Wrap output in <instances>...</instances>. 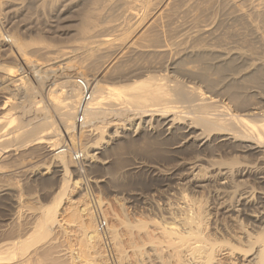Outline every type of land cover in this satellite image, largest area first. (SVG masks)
<instances>
[{
	"label": "bare ground",
	"instance_id": "6f19581e",
	"mask_svg": "<svg viewBox=\"0 0 264 264\" xmlns=\"http://www.w3.org/2000/svg\"><path fill=\"white\" fill-rule=\"evenodd\" d=\"M36 1L38 4H35L37 6L39 5L41 12L39 25L37 24L38 30L42 32L43 40H41L42 42L39 41L41 44L43 41H45V37H54L58 40V37H60L61 40L63 35H68L67 29L71 23L67 25L66 22L72 21V13L74 14L75 12V16L77 15V18L74 16L77 19L75 27H77L72 29L73 32L71 33L75 37H73L71 34L70 35L73 37V41L76 38L79 39V41L76 40V43L71 42L73 43L71 49L69 46L68 48L66 47L62 50L56 49L58 50L56 51L54 49V52H49L47 49L43 48L42 52V48L39 47L40 43L38 42L40 39L37 38L38 35L36 36V34L39 32L36 29L37 32L35 36L33 35V37L38 39L36 42L38 47L36 46V48L33 45L36 39L34 42L29 44H32L36 49L39 48L38 50L41 49V52L38 51L41 54L40 55L36 52V49H31L30 46L32 45L27 47V50L29 48L28 51L26 50V43L31 42L30 39L33 37L30 38L28 37L30 35H26L27 37H25L29 40L28 42L24 37H20V30H23L22 33H25L24 29L19 30L18 27H14L13 31L11 28L10 32H13H9V38H7V34V36H4L5 34H2L3 31H0V53L3 52L1 55L5 54L4 58L6 57L7 60V65H2V67L4 66V75L0 76V83H4H2L3 88L0 90H4L7 94H5L4 97L2 96L3 99L0 101V154L1 152L9 151L11 148H18L17 150H19V147L21 146L29 147L32 146V144L37 146L39 145L38 148L40 147V150L45 148L47 149L48 147L47 150H44V155L48 158V155L50 154V158L53 157L56 160L54 161V163H56L54 165L55 169L53 171L56 178L55 182L59 184L58 187L60 189L58 188L59 190L57 191L56 195H54L55 197L53 198L52 203L44 206L45 208L43 210H40L42 212L39 213L40 216L34 220L31 231L28 232L26 230L28 228H24L22 224V218V221L20 220L22 223L18 222L21 215L7 216L5 218L9 223L13 219H15L16 222L14 223V220L11 221L14 224L10 229L8 228L9 230H7L6 233H3V237L0 239L2 240V242H0V264H99V261H97L99 259L93 257L95 250L94 239L96 236H94L95 230L92 226V220L90 217L93 215L91 214L92 211L89 209V207L86 208V211H84L85 209L83 207H85V205L74 208L71 206V211L68 212V216H65V218L67 217L65 220L76 223L81 229V236L79 238L77 237L78 240L76 239L78 241V246H76L77 248H74L71 241V237L73 236L68 233L69 231H67L66 228H63V230L61 228V233L58 230L60 234L52 233L54 229L53 225L55 223L61 224L57 216V212L59 211H57L56 208L58 205V200L60 199L59 195L64 193L63 190L65 186H67L66 183H69L70 181L68 180H71L69 179V177L71 178V167L75 166V163L73 164V160H71L70 152L61 148L63 145V143L60 145L62 142V136L56 127L54 118H57L59 123L63 125L67 135H69L68 141L70 142L75 140V138H73L75 134L78 136H80L82 133H87L90 135L91 132L93 133L95 131V133H93L94 136H92L93 134L90 135L94 138L90 143H88L89 145L87 146V148L92 151L99 148L100 144L103 142H109L110 140L115 139L116 136H121L126 139V144H122L125 146L127 145L128 147V144L130 145L135 140H139V142L145 140V135L147 133V135L149 134L152 136L155 141L157 139L158 141L156 142H159L160 144L163 143L166 146L164 147L166 148L165 151L163 150L164 148L162 149L164 146L162 144L160 146L161 149H159L163 150V153L166 152V155L164 154L165 156L169 155L171 157H175L176 154H181L182 152L186 151L189 152V150H191V153H194L195 147L197 150H204V152L206 149H217L218 151L219 148H223L229 153L231 151H237L241 152L242 154H251L250 157L252 155L257 156L258 158L256 159H258V163L260 165L256 166L253 163L252 164L254 166L248 165L244 163V160H242L244 162H240L239 165L236 163L238 167L229 161L228 164L223 161L220 162L222 165L224 164V167H220L222 165L218 164L219 160H215L217 161L215 162L213 159L212 160L214 162H210L208 166L210 169H212L211 174L215 180L218 181L220 186L223 185V187L228 181V171L231 172V168H229L230 163L232 164L230 167H237L235 170L236 173L234 175L240 177L241 179L238 178L240 180L237 179V182L235 181L237 185H234L236 186L234 189L238 188V191L236 193L233 191V189V192L230 189V191L233 193L231 197L234 198V193L236 194V197L235 199L230 200L231 202L228 201V204L224 203L218 214L224 215L225 213L226 215L224 216H231L230 219L235 218V220L237 217L241 218L242 220L243 218L249 217L245 219L247 222L245 225H242V222H240L242 220L239 219V224L236 220L238 226L240 224L242 225L243 229L237 227L238 229H241V231L238 230L240 232H237L234 226L233 227L235 230H230L231 232L229 231L230 228L226 230L222 222L219 223L220 225L214 223L212 225L215 212L214 214L212 212L213 219L212 216L209 219L208 217H210V214L207 217L206 211L208 210H205L203 205H199L198 202V204H196V201V205H194V203H189L190 200L188 199V201L186 196L182 194V196H178L180 198L175 202V205L172 206V204L170 205L167 202V206H164L163 209L164 214L162 217L160 216V219H152V231L155 235L152 236L151 234L149 236L155 238V241L158 240L157 244L160 245V250L157 244V250H155H159L161 253L163 252V258L164 252L167 255V260L164 259L163 261L162 259V263L165 262L164 264L171 263L168 262V258H170L172 262L174 261L175 264H220L221 260L219 259L218 261L217 259V257H219L218 253L220 250L226 251L222 252L227 253L229 256L231 255V259L229 261L231 262L230 264H264V193L256 194L253 199V191L251 192L247 188V185L245 186L247 183L244 184V179H246L245 177L253 173L256 180L264 183V109L260 108V106H256L257 103L255 102L257 101V99L255 100V96H257L255 93L257 94V92L259 93L258 90L264 89V0ZM10 2H12V0H10ZM19 3L24 2L19 1ZM8 6H10V4ZM10 8L11 10L14 9L13 11H15L14 7L11 6ZM16 14L21 13L16 11ZM14 16L15 15H12L11 18L9 16L11 21ZM36 18L37 17H35V19ZM10 20L6 23H10ZM14 23H12V25ZM15 25L20 26L18 23ZM1 26L3 27V25ZM35 28L36 27L34 26V30ZM64 28L67 29L64 30ZM28 34H31L32 36L34 33L31 31V33L28 32ZM38 37H40V33ZM7 41H9V43H7ZM69 43H67V45ZM44 45L41 47H45ZM49 47L50 46L48 45V48ZM58 48L60 47L58 46ZM32 50L33 52H31ZM34 52H36L37 55L39 54L40 57L34 56ZM72 54L76 55V57L77 54L80 56L82 55L83 59H80L81 61L77 58L75 59L74 55ZM20 69L22 70L21 72L26 69L30 74V77H28L27 74L24 75V72L19 73ZM86 74L90 75L91 77H88ZM76 77H81L88 83L91 92V99L87 102L85 124L80 132H76L74 134L73 115L80 94L75 80ZM5 82L7 83L5 84ZM50 82H53L54 86L51 89V106L50 108H47L41 105L40 100L37 99V94H39V91L46 87V84ZM2 95H4V93ZM13 109L15 111H13ZM131 129L133 131H131ZM129 131H131L133 134L132 135L130 133L132 138L128 135ZM105 137H108V139L105 140ZM140 139L142 140L140 141ZM234 141H239V143H235ZM137 142L138 141H136V143ZM117 145L114 147H117V150L119 147V149H121V146L118 147ZM147 145H142V148L143 146L144 148H147ZM151 146L152 145H150V147ZM157 146L159 148V145ZM142 148V152L146 151L142 150ZM151 148H149V150ZM31 149L36 153L34 148ZM127 149L129 151V148H126V151ZM223 149L221 151H223ZM152 150L155 149L152 148ZM118 151L120 152V150ZM122 151L124 152V149L121 150V152ZM157 151L158 149L155 152ZM41 152L38 153L42 154ZM111 152L114 151L111 150ZM159 152L162 153L161 151ZM133 153L137 155L136 152ZM7 154L4 155L7 156ZM17 154L18 153H16V155ZM104 154L106 155V153ZM109 154L111 155V153ZM142 154H144V152ZM9 155L10 154H8V156ZM86 155L87 154H85V156ZM90 156L94 157V153L92 152V154H89V158ZM159 156L161 155L159 154ZM115 157L116 155L113 157L116 160ZM24 158L21 157V160ZM47 158L45 157V159ZM120 158L123 159V157ZM143 158L145 159L144 155ZM143 158L142 160H144ZM93 159L95 160V157ZM118 160L119 159L116 161L120 162ZM137 160L142 161L138 158ZM17 161L15 160V162ZM140 161L132 163L130 162V164L126 166L123 165L124 167L122 169L126 167L125 169L127 171L130 169L134 170V168L137 169L146 164ZM144 161L146 162V160ZM235 161L237 160L235 159ZM182 162H184V160H181L179 165ZM148 164L151 165V163ZM191 164L190 166H194V168L198 166L195 164V162H192ZM120 165L121 164L119 163L118 168H120ZM225 165L229 166L226 167ZM6 166H4V168ZM26 166L27 165H25V167ZM0 167L2 166L0 165ZM15 167H18V165H15L14 168L11 167V170L15 169L18 171V168L16 169ZM154 167L148 166L149 170L152 169L155 172L156 170H154ZM35 168L36 167H34V169ZM23 169L24 168L22 167V171ZM0 172H2L1 169ZM129 172L130 171H128L127 174ZM199 172L200 168L192 169L191 173H189L187 176L185 175L186 178H182H188L187 181H189L191 184V188H199L203 185L205 186L211 178H205V175H203L204 177H200ZM20 173L23 174V172ZM17 174L18 176L20 175L19 173ZM158 174L160 173L156 172V175ZM4 175L5 174L3 172V174L0 175V178L1 176L4 177ZM16 175L14 174L15 179L17 180L18 178H16ZM27 176L25 175V177ZM161 177L163 178V175ZM242 177H244V179H242ZM182 178L180 177V179ZM250 178L253 180L252 177ZM3 179L4 178H2V180ZM11 181L13 180L11 179ZM11 181H9V183H11ZM27 181L29 182V179ZM9 183L7 182V184ZM16 183L19 182L16 181ZM240 183L244 185H241ZM238 184H240L241 187L245 186V188L248 190H245L244 187H242L243 189H239L240 186ZM15 185L16 184L14 183L13 188ZM9 186L6 185V183L2 184L0 186V192L11 198L12 193L9 190L11 186L10 188ZM28 189H30V187ZM26 190L27 189H25V192ZM179 195H181V193ZM20 198L21 197H19V199ZM193 201L194 200H192V202ZM17 202L19 203V200H17ZM45 204H47V202ZM32 216L34 217V215ZM216 218L217 217H215V219ZM225 219L226 218H224V220ZM221 220L224 221L223 219ZM245 220L243 221L245 222ZM125 222L127 223V221ZM136 223L137 222H135V224ZM227 223L228 222L226 221V224ZM10 225L7 226L9 227ZM246 225H250L249 228H247L248 226L246 228L254 231L253 233L255 234L251 233L252 231L249 232L245 228ZM136 227L138 228L140 226ZM137 231L139 230L137 229ZM152 231H150V233ZM220 231H229L231 234H227L228 236H226L227 238L229 236L231 238L229 237L227 239L224 237L225 235L223 236V234H219ZM218 234L221 237H219ZM242 238H246V241H248L247 243L250 242L253 245L255 242H257L258 247H254L251 244L255 249H253L251 245L249 246H251L252 249L249 247V249L245 248L247 243L244 241L246 244H244L243 248V244L241 242ZM141 240L143 239L141 238ZM153 240L154 239L149 241L153 243ZM40 241L43 242V245L40 243ZM38 242L41 244V249L39 246L36 247ZM46 243L50 244L47 245ZM38 248L40 250H38ZM75 249H77V252ZM249 250L254 251L251 253ZM60 251H65V254H67L66 258H60L61 260L59 259L60 256L58 255L60 254ZM237 251H239L238 254L240 252L242 254L243 252L246 254L248 251L250 255L244 256L243 254L241 257H238L240 259V262H238V258H236L237 256L235 257V255H237ZM97 252L98 251H96V255ZM57 253L59 254L57 255ZM62 255L63 254H61V256ZM94 258L97 260H94ZM157 259L159 258L157 257ZM158 261L160 262V260ZM174 262L172 264H174Z\"/></svg>",
	"mask_w": 264,
	"mask_h": 264
},
{
	"label": "rangeland",
	"instance_id": "374dc122",
	"mask_svg": "<svg viewBox=\"0 0 264 264\" xmlns=\"http://www.w3.org/2000/svg\"><path fill=\"white\" fill-rule=\"evenodd\" d=\"M4 1V2H3ZM8 0H0V5H1V7H0V31L2 32V34L4 35V36H7L8 34H10L11 32H13L14 31V27H18L19 28V30L20 29H24V32L25 33H22L23 32V30H20V32L23 34H21V33H19L20 34V37H24L25 38V40L27 39L26 37L28 36V35H30V36H28V37H33V35L35 36V34H36V32L38 31L39 33H40V37H38L39 36V33L38 34H36V36H37V38H39L40 40H38L37 38H35V37H33V38H31L30 39V41L31 42H28L29 40L27 39V42L28 43H26V50H27V47H29V45H32V44H29V43H32V42H34L35 41V39H36V41L33 43V45L36 47H38V44L36 43L37 42V40H38V42L39 41H41V40H43V37H42V32H40V30H38V26H37V24L39 25V18H41V12H40V7H39V5L37 6L35 3H37L38 4V2L36 1V0H12V2H10V0L8 1L9 2V4H10V6H8L9 4H8V2H7ZM14 1V2H13ZM16 1H17V3H16ZM19 1L20 2H24V3H19ZM15 3V4H14ZM21 4V5H20ZM18 6V7H16V6ZM35 5V6H34ZM14 7L15 8V11H13V10H11V8L10 7ZM37 6V7H36ZM21 7V8H20ZM36 7V8H35ZM2 8V9H1ZM5 8V9H4ZM25 8V9H24ZM32 10H31V9ZM4 9V10H3ZM8 9H10V10H8ZM19 9V10H18ZM23 9V10H22ZM35 12H34V11ZM5 11V12H4ZM13 11V12H12ZM16 11L18 12V13H21V14H16ZM20 11V12H19ZM3 13V14H2ZM6 13V14H5ZM12 13V14H11ZM24 13V14H23ZM25 13H27V14H25ZM34 13H36V14H34ZM5 14V15H4ZM33 14V15H32ZM75 14H76V12L73 14L72 13V15H73V18H72V21L70 22H66L67 23V25L69 24V23H71V24H69V27H68V29L67 28H64V30H66L67 29V31H68V35L67 34H65V36L63 35L62 37L64 38H61V40H60V37H58L59 38V40L57 39V38H54V37H49V38H47V37H45L44 39H45V41H43V43L45 44H41L40 42V44H41V46H45V47H41L40 46V44H39V47L40 48H42V52H43V48H45V49H47V51H52V52H54L56 49H58V50H62V49H64V48H68L69 46H70V49H71V46H73L72 44L73 43H71V42H74V43H76L75 41L76 40H78L79 41V39H75L74 41H73V37H75V36H73L71 33L73 32L72 31V29H74V28H76L75 27V25H76V23H77V15L75 16ZM10 16V18H11V16L12 15H15L14 16V18L12 19V21L10 20V18H9V16ZM29 15H31V16H29ZM71 15V14H70ZM71 15V16H72ZM4 16H5V18H4ZM22 18H21V17ZM37 17L36 19H35V17ZM39 16V17H38ZM76 18H75V17ZM18 17H20V18H18ZM29 17V18H28ZM18 18V19H17ZM29 20H28V19ZM34 20H33V19ZM3 19V20H2ZM14 19H15V21H14ZM24 19V20H23ZM74 19V20H73ZM9 20H10V23H6V22H9ZM22 20H23V22H22ZM37 20V21H36ZM76 20V21H75ZM15 23H14V22ZM16 21H17V23L18 24H20V26H18V25H15V24H17L16 23ZM28 21V22H27ZM19 22H21V23H19ZM75 22V23H74ZM4 23V24H3ZM12 23H14L13 25H12ZM35 23H36V25H35ZM65 23V24H66ZM73 24V25H72ZM1 25H3V27L1 26ZM28 25V26H27ZM25 26V27H24ZM30 26V27H29ZM33 26V27H32ZM34 26L36 27L35 28V30H34ZM74 26V27H73ZM22 27H24V28H22ZM32 27V28H31ZM6 29V31H5V29ZM12 28V29H11ZM3 29V30H2ZM10 29L11 30H13V31H11L10 32ZM36 29H37V31H36ZM27 31V32H26ZM31 31L34 33V34H32V36H31V34H28V32L29 33H31ZM10 32V33H9ZM27 33V34H26ZM7 34V35H6ZM73 36H71V35ZM27 35V36H26ZM26 36V37H25ZM42 37V38H41ZM7 38H9V35L7 36ZM47 38V39H46ZM51 38H52V40H51ZM54 38V39H53ZM67 38V39H66ZM71 38V39H70ZM33 39V40H32ZM62 39H63V41H62ZM69 39V40H68ZM24 40V39H23ZM49 40V41H48ZM51 40V41H50ZM72 40V41H71ZM46 41H47V43H46ZM77 41V42H78ZM42 42V41H41ZM49 42V43H48ZM53 42V43H52ZM62 44H61V43ZM71 43V45H70V43ZM7 43H9V41H7ZM53 45H52V44ZM56 45H55V44ZM67 43H69L68 45H67ZM32 45V46H33ZM47 45V46H46ZM48 45L50 46L49 48L51 49H49L48 48ZM64 45V46H63ZM32 46H30L31 47V49L32 48H34V49H36L34 46L32 47ZM52 46V47H51ZM56 48H55V47ZM58 46L61 48V47H63V48H58ZM54 47V48H53ZM30 49V50H31ZM33 49V50H34ZM39 49V48H38ZM38 49H36V52L37 53H39V52H41L40 50H38ZM55 49V50H54ZM28 50H29V48H28ZM27 50V51H28ZM33 50L31 51V52H33ZM54 50V51H53ZM58 50H56V51H58ZM66 50V49H65ZM68 50V49H67ZM35 51V50H34ZM39 51V52H38ZM45 51V50H44ZM30 52V51H29ZM36 52H34L35 54H33L34 56H36V57H40L39 56V54L37 55L36 54ZM1 53H3V52H1ZM1 53H0V76L1 75H4V73H3V71H4V66L5 65H7L6 63V57L4 58V56H5V54H2L1 55ZM41 55V54H40ZM72 55H74V54H72ZM79 56V57H78ZM81 57V58H80ZM74 58L76 59H78V60H82L83 58H82V55L80 56L79 54H77V57H76V55H74ZM73 59V58H72ZM80 60V61H81ZM83 62V61H82ZM4 64V66L2 67V65ZM9 64V63H8ZM20 66V65H19ZM22 70L20 69V71H19V73H25L24 75H28V77H30V74L28 73V71L25 69L23 72H21ZM5 72V71H4ZM88 77L90 76V75H88V74H86ZM91 77V76H90ZM31 79V78H30ZM3 82H1L0 83V89L1 88H3L2 86H3V84H2ZM7 82H5V84H6ZM2 84V85H1ZM264 88V87H263ZM263 90V91H262ZM1 91V93L3 94L4 93V95H2L1 93H0V101L3 99V97L5 96V91L4 90H0ZM259 91V93L257 92V94L255 93V95H257V96H255V100L257 99V101H255L257 104H256V106H260V108H262V109H264V89H261V90H258ZM261 92V93H260ZM263 92V93H262ZM254 94V93H253ZM260 94V95H259ZM7 95V94H6ZM263 95V96H262ZM3 96V97H2ZM258 97V98H257ZM261 97V98H260ZM260 99V100H259ZM259 102V103H258ZM258 104H260V105H258ZM13 111H15L14 109H13ZM144 125H146V124H144ZM131 131H133L132 129H131ZM131 131H129V136L132 134L131 133ZM104 132H106V131H104ZM108 132V131H107ZM93 133H95V131L93 132ZM92 132H91V134H93ZM103 133V132H102ZM131 133V134H130ZM134 133V132H133ZM84 133H82L81 135L83 136H78L77 134H75L74 136H73V138H75V140H73V142H75V143H73V144H75L73 147L76 149V151H79L80 149V151L83 153L82 155V158L80 159V161H77V162H74L73 161V164L75 165L74 167H71L72 169H71V171H70V176H71V178L69 177V179H71V180H68V181H70L69 183L67 182L66 184H67V186H65V188H64V190H63V194H60L59 195V200H58V205H57V211H59V212H57V216H58V219L60 220V223L62 224H57V223H55L54 225H53V232L52 233H57V234H60L61 232H62V230H63V228H66V230L67 231H69L68 233L71 235V236H73V237H71L72 239H71V241H72V244H73V246H74V248L76 247V246H78V238L81 236V229L77 226V224L76 223H72V221L70 222V221H68V220H65L66 218H65V216H68V212H70L71 211V209L72 208H74V207H77V206H84L85 205V207H83L85 210L84 211H86V208H88L89 207V209L92 211L91 212V214L93 215V216H90L91 217V220H92V226L94 227V230H95V233H94V236H96L95 237V239H94V241H95V250H94V254H93V257H96L97 259H99V260H97V259H95L94 258V260H97V261H99V264H164L165 262H163L162 263V259H163V261H164V259H166L167 260V255L165 254V252H164V258H163V252L161 253V251H159L160 250V245L159 244H157V241H155L156 239L155 238H153L152 236H154L155 234H153L154 232L152 231L153 230V227H152V225H153V222H152V219H160V216L162 217V215L164 214V206L166 207L167 206V202H168V204H172V206L173 205H175V202L180 198V197H178V196H182V194H184L185 196H186V199L188 200H190V202L189 203H194V205H196V204H198L199 203V205L201 204V205H203L204 206V208H205V210H208V211H206L207 212V217H208V215L210 214V217H208L209 219L211 218V216H212V219H213V214H214V212H215V215H214V219L212 220V225H213V223L214 224H218V225H220L219 223L220 222H222L223 223V225L225 226V228H226V230H228V228H230L229 229V231L231 230V231H233V230H235V228H236V231L237 232H240L241 231V229H243L242 228V225H245V223H247L246 222V220L245 219H247V218H249V217H247V218H243V220H245V222L241 219V218H238L237 217V222L238 221H240V220H242V221H240V222H242V225L240 226H238V224H239V222H238V224L236 223V220H235V218H233V219H230L231 218V216L229 217H227V216H224V215H226L225 213H224V215L223 214H218L219 212H220V210H221V208H222V206H223V204L225 203V204H228V201H230V200H233V199H235V197H236V194L234 193V198L233 197H231V195H233V191H235L236 193H237V189L238 188H235L234 189V187H236V186H234V185H237V183H235V181L237 182V179L238 178H240V177H237L236 175H234L236 172H235V170L237 169V167H238V165L240 164V162H244V163H246V164H248V165H251V166H256V165H260L259 163H258V159H256V158H258L257 156H251L250 157V155L249 154H247V153H245V154H242L241 152H237L236 150H234V151H236V152H233V151H231L230 153L229 152H226L225 151V149H223V148H219V150L217 151V149H206L205 150V152H204V150L202 151V150H197V148L195 147V151H194V153L192 154L190 151L191 150H189V152H182V153H184V154H176L175 155V157H171V156H169V155H167V156H165L166 155V152L165 153H163L164 151H165V149L166 148H164V147H166L163 143H161L162 145H164L163 147H162V149L164 150H159V149H161V144L159 143V142H156V141H158L157 139H156V141H155V139L152 137V136H150L149 134L147 135V133H146V135H145V137L147 138V140H146V138H145V140H142V139H144V138H142V139H140V141L142 140V142H143V144H142V142H139V140H135V141H133V143H131L130 145H132L133 147H135V148H133L132 146H130L129 144H128V147H127V145L125 146V145H123L122 143H125L126 144V142H125V140L126 139H124L123 137H121V136H116L115 137V139H113V140H110L109 142H103L102 144H100V147L99 148H97V149H94L93 151L92 150H90V149H88L87 148V146L89 145L88 143H90L91 141H92V139L94 138V137H92V136H94V134L92 135V136H90L89 134H87V133H85L84 135H83ZM106 134V133H105ZM88 135V136H87ZM104 135V134H103ZM133 135V134H132ZM151 138H150V137ZM92 137V138H91ZM131 138H132V136H130ZM91 138V139H90ZM121 138H122V140H121ZM87 139V140H86ZM106 139H108V137H105V140ZM124 139V140H123ZM130 139V138H129ZM150 139V140H149ZM152 139V140H151ZM80 142H79V141ZM124 141V142H121V141ZM155 142H154V141ZM82 141H85V142H82ZM127 141V140H126ZM136 141H138L137 143H136ZM148 141V142H147ZM70 142V141H69ZM78 142V143H77ZM112 142V143H111ZM129 142V141H128ZM145 142V143H144ZM235 143H239V141L237 142V141H234ZM62 143H63V141L60 143V145H62ZM80 143V144H79ZM122 144V145H120V144ZM147 143H148V145H147ZM150 143V144H149ZM152 143V144H151ZM113 144V145H112ZM117 145L118 147L119 146H121V149H119L118 148V150H120V152L117 150V147H114L115 145ZM139 144V145H138ZM147 145L146 147L147 148H144V146H143V148H142V145ZM79 145H81V146H79ZM83 145V146H82ZM135 145V146H134ZM150 145H152L151 147L152 148H154L155 150H152V148L150 147ZM157 145H159V148H158V146ZM34 146H36V147H34ZM39 146V145H38ZM38 146L37 145H35V144H32V146H27V147H23V146H21V147H19V150H17V149H9V151H6L8 154H10L9 156H8V154L6 153V152H1V154H0V156L1 155H3V156H1V158H0V165L3 167H0V169L2 170V172H0V175H2L3 174V172H4V177L3 176H1V178H0V186L2 185V184H5L6 183V185H10L11 186V188H10V186H9V190H10V192L12 193V195H11V198H9V196H6V195H4V194H2L1 192H0V239H2L1 237H3V233H6L7 232V230H9L11 227H12V225L16 222L15 221V219H13V220H11V221H13L14 223H12L11 221H10V223L5 219L7 216H19V215H21L20 216V218H19V220H18V222H21L22 220V224H23V226H24V228H28V229H26L28 232L29 231H31V228H32V225H33V223H34V220H36V218L38 217V216H40L39 215V213H41L42 211H40V210H43L45 207L44 206H47V205H49L50 203H52V200H53V198L55 197L54 195H56V193H57V191L60 189L59 187H58V183L57 182H55L56 181V178H55V176H54V169H55V167H54V165H55V163H54V161H56L53 157H51L50 158V154L48 155L49 157L47 158V156H45L44 155V150H47L48 149V147H47V149L45 148V149H41L40 150V147L38 148ZM63 146V145H62ZM78 146H79V149H78ZM84 146H85V148H84ZM130 146V147H129ZM137 146V147H136ZM155 146V147H154ZM81 147V148H80ZM112 147V148H111ZM123 147H125V148H123ZM151 148L150 150H149V148ZM26 148V149H25ZM31 148H34L35 149V151H36V153L31 149ZM38 148V149H37ZM62 148V147H61ZM124 149V152L122 151L121 152V150H123ZM126 148H129V151H128V149H127V151H126ZM133 150H132V149ZM139 148V149H138ZM141 148H142V150H146V151H143L144 152V154H142L143 152L141 151ZM115 149V150H114ZM147 149H148V153H147ZM158 149V151L157 152H155L156 150ZM223 149V151H221ZM13 150V151H12ZM38 150V151H37ZM40 150V151H39ZM84 150H86V151H84ZM88 150V151H87ZM111 150H113L114 152H111ZM120 153H118L117 151ZM134 150H136V151H134ZM209 150V151H208ZM216 150V151H215ZM16 151V152H15ZM30 151V152H29ZM42 151V152H41ZM105 151V152H104ZM107 151V152H106ZM159 151H161L162 153H160ZM212 151V152H211ZM215 151V152H214ZM35 154H34V153ZM41 152L42 154H39V153ZM85 152H88L89 154H92V152L94 153V157H95V160L93 159L94 157L92 156H90V158H89V154L88 153H85ZM131 152H132V154H131ZM133 152H136L137 153V155H135ZM141 152V153H140ZM150 152V153H149ZM3 153V154H2ZM14 153V154H13ZM16 153H18L17 155H16ZM28 155H27V154ZM104 153H106V155L104 154ZM109 153H111V155L109 154ZM116 153V154H115ZM153 153V154H152ZM191 153V154H190ZM224 153H225V155H224ZM7 154V156H5V155ZM23 154V155H22ZM25 154H26V156H25ZM85 154H87L86 156H85ZM108 154H109V157H108ZM112 154H114V155H116V160L117 159H119L118 161H120V162H117L113 157H114V155H112ZM147 154V155H146ZM154 154H155V156H154ZM157 154V155H156ZM159 154L161 155V156H159ZM165 154V155H164ZM194 154H196V155H194ZM239 154V155H238ZM240 154H242V155H240ZM22 155V156H21ZM31 155H32V158H31ZM40 155H41V157H40ZM96 155V156H95ZM119 157H118V156ZM120 155H122V156H120ZM130 155V156H129ZM143 155H144V157H145V159L143 158ZM154 157H153V156ZM163 155V156H162ZM221 155V156H220ZM232 155V156H231ZM235 155V156H234ZM247 155V156H246ZM11 156H13V157H16V158H13V157H11ZM18 156V157H17ZM25 158H24V157ZM158 156H159V158H158ZM225 156H226V158H225ZM239 158H238V157ZM243 158H242V157ZM2 157H3V159H2ZM6 157V158H5ZM8 157V158H7ZM9 157H10V159H9ZM21 157L22 158H24V159H22L23 160V162H22V160H21ZM45 157L47 158V159H45ZM97 157V158H96ZM120 157H123V159L122 158H120ZM169 157V158H168ZM196 157V158H195ZM246 157V158H245ZM256 159H254V158ZM264 157V156H263ZM11 158H12V160H11ZM17 158H18V161H20V162H18L17 161ZM37 160H36V159ZM41 158V159H40ZM136 158V159H135ZM137 158L138 159H141L142 160V158L144 159V160H146V162L144 161V160H142V161H140V160H137ZM168 158V159H167ZM173 158V159H172ZM182 158V159H181ZM204 158V159H203ZM224 158V159H223ZM245 158V159H244ZM2 159V160H1ZM5 159H6V161H5ZM18 162V164H17V162H15V160ZM33 161H32V160ZM39 159V160H38ZM53 161H52V160ZM98 159V160H97ZM134 159V160H133ZM172 159V160H171ZM197 159V160H196ZM215 161V160H219V162H218V164L220 165H222V163H220V162H226L227 164L229 163V162H231V163H233V164H235L236 165V163L238 164V165H234L235 167H230L232 164L230 163V166H229V168H231L230 170H231V172H229L228 171V173L229 174H227V177H228V181L226 182V184H224V187H223V185L222 186H220V184H218V181H216L215 180V178L213 177V175L211 174L212 173V169H210L208 166H209V163L210 162H214L213 160ZM228 159V160H227ZM235 159L237 160V161H235ZM241 159V160H240ZM248 159V160H247ZM27 160H28V162H27ZM48 161V163H47V161ZM50 160V161H49ZM71 160H72V158H71ZM102 160V161H101ZM104 160V161H103ZM105 160H106V162H105ZM123 160V161H122ZM151 160V161H150ZM181 160H184V162H182L180 165H179V162L181 161ZM194 160V161H193ZM212 160V161H211ZM242 160H244V161H242ZM4 161V162H3ZM15 162L14 164H12L13 162ZM42 161V162H41ZM101 161V162H100ZM115 161V162H114ZM121 161H122V163H121ZM136 161H140V162H144V163H146V164H144V165H142L141 167H139V168H137V169H135L134 168V170L132 169H130V170H128V171H130L128 174H127V170L124 168V169H122L124 166H126V165H128V164H130V162L132 163V162H136ZM229 161V162H228ZM256 161V162H255ZM4 164H3V163ZM31 162V163H30ZM39 164H38V163ZM91 162V163H90ZM162 162V163H161ZM171 162V163H170ZM192 162H195V164H197L198 166H196V168H194V166L193 167H191L190 166V164L192 163ZM215 162H217V161H215ZM239 162V163H238ZM6 163V164H5ZM11 163V164H10ZM29 163H30V165H29ZM47 163V164H46ZM50 163V164H49ZM115 163V164H114ZM118 163V164H117ZM119 163L121 164L120 165V168H118V165H119ZM127 163V164H126ZM148 163H151V165L150 164H148ZM178 163V164H177ZM208 163V164H207ZM225 163V164H226ZM254 165H253V164ZM9 164H10V167H9ZM21 164V165H20ZM23 164H24V166H23ZM43 164H45V165H43ZM77 164V165H76ZM105 164V165H104ZM155 166H153V165ZM6 165H8V166H6ZM13 165V166H12ZM15 165H18V167H15L18 171H16L15 169H12L11 170V167L12 168H14V166ZM25 165H27L26 167H25ZM124 165V166H123ZM176 165V166H175ZM192 165V164H191ZM4 166H6L5 168H4ZM30 166H32V167H30ZM78 167V169H77V167ZM148 166H152V167H154V170H156L155 172L152 170V169H150L149 170V168H148ZM160 168H159V167ZM189 166H190V168H189ZM226 167H228L227 165H225ZM22 167L24 168L23 169V171H22ZM34 167H36L35 169H34ZM110 167V168H109ZM115 167H116V169H115ZM207 167V168H206ZM219 167V166H218ZM220 167H224V164L222 165V166H220ZM47 168V169H46ZM86 168V169H85ZM200 168V172H199V175H200V177H204L203 175H205V178L207 177V178H211L210 179V181H208L207 182V184L203 187H192L191 188V184L189 183V181H187L188 180V178L187 179H184V178H182V177H185V175L187 176L189 173H191V170L192 169H199ZM203 170H202V169ZM7 169H9V170H7ZM26 169V170H25ZM32 169V170H31ZM46 169V170H45ZM97 169V170H96ZM115 169V170H114ZM119 169H121V170H119ZM5 170V171H4ZM29 170V171H28ZM104 170V171H103ZM119 170V171H118ZM124 170H125V172H124ZM135 170H138V171H135ZM162 172H160V171ZM202 170V171H201ZM8 171V172H7ZM48 171V172H47ZM131 171H133V172H131ZM152 171V172H151ZM178 171V172H177ZM194 171V170H193ZM205 171V172H204ZM234 171V172H233ZM15 172V173H14ZM20 172H23V174H21ZM31 174H30V173ZM36 172V173H35ZM50 172H52V173H50ZM71 172H72V174H71ZM118 172V173H117ZM125 174H124V173ZM135 172V173H134ZM156 172H159L160 174H158V175H156ZM188 172V173H187ZM2 173V174H1ZM17 173H19L20 175L18 176V174ZM27 173V174H26ZM43 173V174H42ZM134 175H133V174ZM137 173V174H136ZM145 173V174H144ZM202 173V174H201ZM13 174V175H12ZM14 174L17 176L16 178H18L17 180L15 179V176H14ZM29 174V175H28ZM35 174V175H34ZM113 174V175H112ZM116 174V175H115ZM123 174V175H122ZM127 174V175H126ZM208 176H207V175ZM211 174V175H210ZM254 174V173H253ZM253 174H251V175H253ZM25 175L27 176V177H25ZM51 177H50V176ZM99 175V176H98ZM104 175V176H103ZM163 175V178L161 177ZM229 175H231V176H229ZM251 175H247V177H245L246 179H244V177H242V179H244V184L245 183H247V184H245V186L247 185V188L254 194L253 195V199H254V197H255V195L256 194H259V193H264V183H262V182H260L259 180H256V178L254 177V175L253 176H251ZM8 176V177H7ZM13 176H14V179H13ZM34 176V177H33ZM38 176V177H37ZM54 176V177H53ZM77 176V177H76ZM117 176V177H116ZM124 176V177H123ZM210 176H212V177H210ZM254 177L253 178V180L250 178V177ZM180 177L182 178V179H180ZM2 178H4L3 180H2ZM13 180V181H11V179ZM40 178V179H39ZM42 178V179H41ZM100 178H102V179H100ZM186 178V177H185ZM234 178V179H233ZM25 179V180H24ZM29 179V182L27 181ZM31 179V180H30ZM36 181H35V180ZM51 179V180H50ZM79 179V180H78ZM241 179V178H240ZM240 179H238V180H240ZM5 180V181H4ZM7 180V181H6ZM15 180V181H14ZM23 180V181H22ZM34 180V181H33ZM43 180V181H42ZM49 180V181H48ZM74 180H75V182H74ZM105 180V181H104ZM136 180V181H135ZM182 180H184V181H182ZM231 180V181H230ZM234 180V181H233ZM249 180V181H248ZM3 181V182H2ZM9 181H11V183H9ZM16 181L17 182H19V183H16ZM83 181V182H82ZM86 181V182H85ZM95 181V182H94ZM108 181V182H107ZM180 181V182H179ZM2 182V183H1ZM7 182L9 183V184H7ZM23 184H22V183ZM26 182H27V184H26ZM35 182V183H34ZM49 182V183H48ZM119 182V183H118ZM168 182V183H167ZM186 182V183H185ZM189 184H188V183ZM259 182V183H258ZM13 183V184H12ZM14 183L16 184L15 185V187L13 188V185H14ZM25 183V184H24ZM31 183V184H30ZM41 183V184H40ZM57 183V184H56ZM72 183V184H71ZM106 183V184H105ZM177 183V184H176ZM233 183V184H232ZM243 183V182H242ZM28 184H30V185H28ZM36 184V185H35ZM39 184V185H38ZM48 184V185H47ZM68 184H69V186H68ZM123 184V185H122ZM143 184V185H142ZM148 184V185H147ZM241 184V183H240ZM238 184L239 186H240V188L239 189H241L242 187H244L245 188V186H242L241 187V185H244V184ZM44 185V186H43ZM78 185V186H77ZM120 185V186H119ZM25 186V187H24ZM30 187V189H28L29 187ZM34 188H32V187ZM76 186V187H75ZM91 186V187H90ZM93 186V187H92ZM142 186V187H141ZM151 186V187H150ZM190 186V187H189ZM233 186V187H232ZM239 186H237V187H239ZM19 187V188H18ZM21 187V188H20ZM47 189H46V188ZM67 187V188H66ZM122 187V188H121ZM125 187V188H124ZM134 187V188H133ZM175 187V188H174ZM183 187V188H182ZM223 189H222V188ZM226 187V188H225ZM24 190H23V189ZM38 188V189H37ZM40 188H42V189H40ZM49 188V189H48ZM59 188V189H58ZM99 188V189H98ZM168 188V189H167ZM179 188V189H178ZM229 188V189H228ZM247 188H245V190L247 189ZM263 188V189H262ZM14 189V190H13ZM18 189H20L21 190V192H20V190H18ZM25 189H27L26 190V192H25ZM53 189V190H52ZM124 189V190H123ZM154 189V190H153ZM230 189H231V191H232V189H233V191L231 192L230 191ZM243 189V188H242ZM247 189V190H248ZM260 189H261V191H260ZM29 190V191H28ZM36 191V192H34V191ZM68 190H70V191H68ZM86 190V191H85ZM98 192H97V191ZM134 190V191H133ZM157 190V191H156ZM180 192H179V191ZM182 190V191H181ZM200 190V191H199ZM209 190V191H208ZM224 190V191H223ZM226 190V191H225ZM31 191V192H30ZM54 191V192H53ZM128 191V192H127ZM159 191V192H158ZM184 191V192H183ZM208 191V192H207ZM16 192H18V193H16ZM19 192H20V194H19ZM34 194H38V195H34ZM83 192V193H82ZM100 192V193H99ZM127 192V193H126ZM177 194H176V193ZM39 193H40V195H39ZM55 193V194H54ZM98 193V194H97ZM170 193V194H169ZM175 193V194H174ZM181 193V195H179ZM196 193V194H195ZM14 194V195H13ZM47 194V195H46ZM125 194V195H124ZM148 194H150V195H148ZM190 194V195H189ZM19 195V196H18ZM21 195V196H20ZM50 195H52V196H50ZM63 195V196H62ZM138 195V196H137ZM148 195V196H147ZM172 195V196H171ZM18 196V197H17ZM24 198H23V197ZM43 196H45V197H43ZM61 196V197H60ZM100 196V197H99ZM109 196V197H108ZM113 196V197H112ZM196 196V197H195ZM19 197H21L20 199H19ZM28 197V198H27ZM38 197H39V199H38ZM50 197V198H49ZM71 197H72V199H71ZM13 198V199H12ZM16 198H18V199H16ZM45 198V199H44ZM76 198V199H75ZM108 198V199H107ZM119 198V199H118ZM146 198V199H145ZM5 199V200H4ZM32 199V200H31ZM43 199V200H42ZM51 199V200H50ZM61 199H62V201H61ZM82 199V200H81ZM125 199V200H124ZM168 199V200H167ZM194 200L193 202H192V200ZM223 199V200H222ZM17 200H19V203L17 202ZM35 200V201H34ZM37 200H41V201H37ZM46 200H48V201H46ZM76 200V201H75ZM144 200V201H143ZM147 202H146V201ZM188 200V201H189ZM227 200V201H226ZM21 201V202H20ZM30 201V202H29ZM37 201V202H36ZM51 201V202H50ZM70 201H72V202H70ZM78 201V202H77ZM84 201V202H83ZM134 201V202H133ZM195 201H196V204H195ZM47 202V204H45ZM75 202V203H74ZM169 202H171V203H169ZM198 202V203H197ZM219 202V203H218ZM223 202V203H222ZM227 202V203H226ZM231 202V201H230ZM229 202V203H230ZM38 203V204H37ZM60 203V204H59ZM84 203H86V204H84ZM94 203V204H93ZM222 203V204H221ZM18 204V205H17ZM33 204V205H32ZM81 204V205H80ZM83 204V205H82ZM153 204V205H152ZM165 204V205H164ZM13 205V206H12ZM35 205V206H34ZM37 205V206H36ZM76 205V206H75ZM91 205V206H90ZM99 205V206H98ZM193 205V206H194ZM221 205V206H220ZM15 206H16V208H15ZM20 206V207H19ZM22 206V207H21ZM33 206V207H32ZM41 206H42V208H41ZM64 206V207H63ZM72 206V208H70ZM98 207V208H97ZM122 207H123V209H122ZM220 207V208H219ZM23 208V209H22ZM36 208H37V210H36ZM60 208V209H59ZM63 208V209H62ZM65 208H66V210H65ZM69 208V209H68ZM93 208V209H92ZM100 208V209H99ZM153 208V209H152ZM216 208V209H215ZM219 208V209H218ZM35 209V210H34ZM159 209V210H158ZM219 211H218V210ZM10 210V211H9ZM24 210V211H23ZM31 210V211H30ZM34 210V211H33ZM95 210H98V212L102 215L103 214V216H96L95 214ZM23 211V212H22ZM28 211V212H27ZM67 211V212H66ZM107 211V212H106ZM15 212V213H14ZM22 212V213H21ZM27 212V213H26ZM64 212H65V214H64ZM95 214H94V213ZM102 212V213H101ZM105 212V213H104ZM124 212V213H123ZM160 212V213H159ZM209 212V213H208ZM212 212H213V214H212ZM231 212V211H230ZM21 213V214H20ZM60 215H59V214ZM113 213V214H112ZM13 214V215H12ZM34 215V217L32 216V215ZM37 214V215H36ZM125 214V215H124ZM128 214V215H127ZM27 215V216H26ZM64 215V216H63ZM224 216V218H226L225 220H224V218H223V216ZM221 216V217H220ZM2 217V218H1ZM27 217V218H26ZM29 217V218H28ZM63 217V218H62ZM98 217H100L101 219H103L104 221H105V226H104V228L102 229V230H99L98 229V226H97V219H98ZM215 217H219V218H221V219H223L224 221H222L221 219H215ZM241 217H243V216H241ZM21 218H22V220H21ZM32 218V219H31ZM139 218V219H138ZM26 219V220H25ZM28 219V220H27ZM62 219H63V221H62ZM139 221H138V220ZM150 219V220H149ZM240 219V220H239ZM17 220V219H16ZM21 220V221H20ZM25 220V221H24ZM133 220V221H132ZM218 220V221H217ZM233 220H234V223H233ZM3 221V222H2ZM7 221V222H6ZM62 221V222H61ZM66 221V222H65ZM68 221V222H67ZM125 221H127V223L125 222ZM217 221V222H216ZM226 221L229 223L230 221H232V222H230L228 225L226 224ZM26 222V223H25ZM130 222V223H129ZM135 222H137L136 224H135ZM150 222V223H149ZM224 222H225V224H224ZM3 223V224H2ZM68 223V224H67ZM132 223V224H131ZM142 223V224H141ZM146 223V224H145ZM221 223V224H222ZM231 223H232V225H231ZM237 225H236V224ZM5 224V225H4ZM10 225L9 227L7 226V225ZM25 224V225H24ZM123 224H126V225H123ZM129 224V225H128ZM144 224V225H143ZM28 225V226H27ZM30 225V226H29ZM66 225V226H65ZM133 225V226H132ZM142 225H143V227H142ZM147 225V226H146ZM151 225V226H150ZM227 225V226H226ZM230 225V226H229ZM236 225V226H235ZM26 226V227H25ZM60 226H62V227H60ZM64 226V227H63ZM136 226H140V227H136ZM235 228H234V227ZM248 226V227H247ZM249 226L250 225H246L245 226V228L247 227V228H249ZM57 227V228H56ZM237 227H240L241 229H238ZM4 228V229H3ZM9 228V229H8ZM60 228V229H59ZM61 228H62V230H61ZM146 228V229H145ZM246 228V229H247ZM251 228V227H250ZM2 229V230H1ZM137 229L139 230V231H137ZM209 229V228H208ZM208 229H207V231H208ZM60 231V233H59V231ZM77 230V231H76ZM145 230V231H144ZM225 230V229H224ZM238 230H240V231H238ZM249 232H251L252 230H250V229H247ZM246 230V231H247ZM54 231H56V232H54ZM71 231V232H70ZM80 231V232H79ZM150 231H152L151 233H150ZM210 231V230H209ZM229 231H227V232H223V231H220L219 232V234L221 233V234H223V236L224 237H226L227 238V234H231V233H229ZM230 231V232H231ZM132 232V233H131ZM147 232V233H146ZM243 232H245V231H243ZM254 231H252L251 233H253ZM73 234H75V235H73ZM96 234V235H95ZM152 234V236H149V235H151ZM218 234V236L219 237H221L220 235ZM253 234H255V233H253ZM252 234V235H253ZM78 235V236H77ZM114 235V236H113ZM116 235V236H115ZM227 235V236H226ZM145 236H146V240H145ZM149 236V237H148ZM76 237V238H75ZM78 237V238H77ZM132 237V238H131ZM223 237V238H224ZM230 237V236H229ZM228 237V238H229ZM141 238L144 240H141ZM225 238V239H226ZM227 238V239H228ZM231 238V237H230ZM75 239V240H74ZM77 239V240H76ZM139 239V240H138ZM152 239H154L153 240V243H151L150 241H152ZM221 239V238H220ZM116 240V241H115ZM150 240V241H149ZM76 241V242H75ZM130 241V242H129ZM146 241H149V242H146ZM155 241V242H154ZM247 243L248 241H246V238H242L241 239V242H242V244H243V248H244V244H246L245 242ZM0 242H2V240H0ZM53 242V241H52ZM133 242V243H132ZM141 242V243H140ZM40 243L43 245V242H41L40 241ZM39 242L37 243V245H36V247H38L39 246V248L41 247V244H40ZM76 245H75V244ZM124 243V244H123ZM255 243H256V245H255ZM254 243V245L252 244V243H247L246 245V247L245 248H251V246L253 245L254 247H258L257 245H258V243L257 242H255ZM47 244V243H46ZM50 244V243H49ZM49 244H47V245H49ZM152 244V245H151ZM154 244V245H153ZM158 245V247H159V250L158 251H156L157 249V245ZM252 244V245H251ZM46 245V246H47ZM249 245H251V246H249ZM0 246H1V244H0ZM45 246V245H44ZM150 246V247H149ZM252 246V248L253 249H255L254 247ZM38 248V250H40ZM77 248V247H76ZM122 248H124V249H122ZM130 248V249H129ZM144 248V249H143ZM154 248V249H153ZM223 248H225V247H223ZM248 248V249H249ZM251 248V249H252ZM149 249H151V250H149ZM153 249V250H152ZM156 249V250H155ZM75 251L77 252V249H75ZM74 251V252H75ZM96 251H98L97 252V255H96ZM123 251V252H122ZM128 251V252H127ZM139 251V252H138ZM223 251V250H222ZM221 250L219 251V253H218V255H219V257H217V259H218V261H219V259L221 260V262H220V264H230L231 262H229L230 261V259H231V255L229 256L227 253H223V252H226V251H223L222 252ZM254 250H252V251H250L249 250V252H253ZM75 252V253H76ZM145 252H147V253H145ZM153 252V253H152ZM159 254H158V253ZM238 252L239 251H237V255H235V257L236 258H238V257H241L243 254H244V256H246V255H250V253H248V251H247V253L245 254L244 252H243V254L240 252L239 254H238ZM60 253V254H59ZM59 253H57V255L58 256H60L59 257V259L60 258H66V256H67V254H65V251H60ZM99 253V254H98ZM134 253V254H133ZM136 253V254H135ZM152 253V254H151ZM160 253H161V256H160ZM61 254H65L64 256L62 255L61 256ZM140 254V255H139ZM155 254V255H154ZM225 254V255H224ZM94 255H96V256H94ZM145 255H147V256H145ZM217 255V256H218ZM228 255V256H227ZM239 255V256H238ZM100 256V257H99ZM135 256V257H134ZM92 257V258H93ZM125 257V258H124ZM146 257H147V259H146ZM152 257V258H151ZM153 257H155V258H153ZM157 257L159 258V259H157ZM162 257V258H161ZM138 258V259H137ZM248 258V257H247ZM101 259V260H100ZM127 259V260H126ZM140 259V260H139ZM145 259V260H144ZM151 259V260H150ZM169 259V261L168 262H171V263H169V264H172L173 262L171 261V259L170 258H168ZM61 260V259H60ZM158 260H160V262L158 261ZM165 260V261H166ZM223 260V261H222ZM238 260V262H240V259L238 258L237 259ZM141 261V262H140ZM150 261V262H149ZM152 261V262H151ZM153 261H154V263H153ZM159 262V263H158ZM167 262V261H166ZM2 264H4V263H2ZM5 264H7V263H5ZM166 264H168V263H166ZM174 264H175V262H174Z\"/></svg>",
	"mask_w": 264,
	"mask_h": 264
},
{
	"label": "built area",
	"instance_id": "2783aa9c",
	"mask_svg": "<svg viewBox=\"0 0 264 264\" xmlns=\"http://www.w3.org/2000/svg\"><path fill=\"white\" fill-rule=\"evenodd\" d=\"M76 84L79 88L80 94L79 99L77 101V105L74 110L73 115V133L80 132L85 124V112L87 109V102L91 99V92L88 83L81 77H76ZM53 82L47 83L46 87L40 90L39 94H37V99L40 100L41 105L44 107L51 106V89L53 88ZM56 127L58 131L61 133L63 146L62 148L66 151H69L71 154V158L74 162L80 161L82 158V152L76 151L73 147L74 144L68 141L69 135H67L65 128L61 123H59L57 118H54ZM96 216H102L98 210H95ZM97 226L99 230H102L105 226V221L98 217Z\"/></svg>",
	"mask_w": 264,
	"mask_h": 264
}]
</instances>
